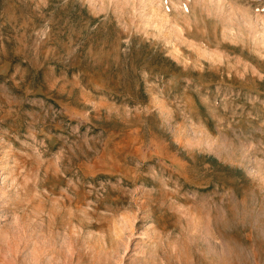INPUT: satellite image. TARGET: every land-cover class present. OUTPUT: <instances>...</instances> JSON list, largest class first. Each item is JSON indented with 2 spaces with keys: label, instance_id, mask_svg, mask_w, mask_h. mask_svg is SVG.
<instances>
[{
  "label": "rangeland",
  "instance_id": "1",
  "mask_svg": "<svg viewBox=\"0 0 264 264\" xmlns=\"http://www.w3.org/2000/svg\"><path fill=\"white\" fill-rule=\"evenodd\" d=\"M0 264H264V0H0Z\"/></svg>",
  "mask_w": 264,
  "mask_h": 264
},
{
  "label": "bare ground",
  "instance_id": "2",
  "mask_svg": "<svg viewBox=\"0 0 264 264\" xmlns=\"http://www.w3.org/2000/svg\"><path fill=\"white\" fill-rule=\"evenodd\" d=\"M82 165H83V164H82ZM104 167H105V166H104ZM135 183H136V182H135ZM145 201H146V200H145ZM140 206H141V205H140ZM146 206H147V205H146ZM140 209H142V208H140ZM140 211H141V210H140ZM142 211H143V210H142ZM150 212H151V211H150ZM124 213H125V212H124ZM128 213H129V212H128ZM143 214H144V213H143ZM124 215H125V214H124ZM136 215H137V214H136ZM136 215H135V216H136ZM130 216H131V215H130ZM122 217H123V215H122ZM122 217H121V218H122ZM128 217H129V216H128ZM130 218H132V217H130ZM118 220H119V219H118ZM124 221H125V220H124ZM127 221H128V220H127ZM118 223H119V222H118ZM124 223H125V222H124ZM121 225H122V224H121ZM123 225H124V224H123ZM116 226H117V225H116ZM121 228H122V227H121ZM122 232H123V231H122ZM113 244H114V243H113ZM106 245H107V243H106ZM105 247H106V246H105ZM106 248H107V247H106Z\"/></svg>",
  "mask_w": 264,
  "mask_h": 264
}]
</instances>
